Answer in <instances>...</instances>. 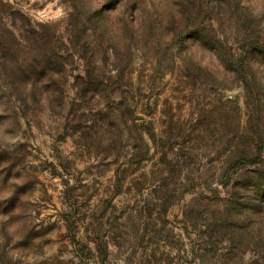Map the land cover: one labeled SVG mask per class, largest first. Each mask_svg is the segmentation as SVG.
<instances>
[{
	"label": "rangeland",
	"instance_id": "1",
	"mask_svg": "<svg viewBox=\"0 0 264 264\" xmlns=\"http://www.w3.org/2000/svg\"><path fill=\"white\" fill-rule=\"evenodd\" d=\"M0 264H264V0H0Z\"/></svg>",
	"mask_w": 264,
	"mask_h": 264
},
{
	"label": "trees",
	"instance_id": "2",
	"mask_svg": "<svg viewBox=\"0 0 264 264\" xmlns=\"http://www.w3.org/2000/svg\"><path fill=\"white\" fill-rule=\"evenodd\" d=\"M263 196H258V198L260 199V198H262Z\"/></svg>",
	"mask_w": 264,
	"mask_h": 264
}]
</instances>
